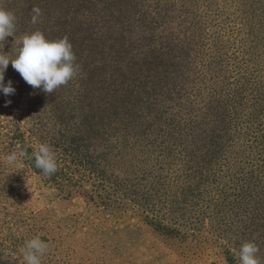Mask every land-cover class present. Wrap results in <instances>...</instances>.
Returning a JSON list of instances; mask_svg holds the SVG:
<instances>
[{"label": "trees", "instance_id": "16d2710c", "mask_svg": "<svg viewBox=\"0 0 264 264\" xmlns=\"http://www.w3.org/2000/svg\"><path fill=\"white\" fill-rule=\"evenodd\" d=\"M0 8L16 16L0 54L14 58L20 38L40 31L67 36L78 66L50 94L11 62L5 72L15 93L0 92V264H26L24 243L35 236L49 244L41 264H130L136 249L143 264L169 255V264H197L212 247L240 264L249 241L264 264V0H0ZM40 143L55 153L54 174L35 167ZM12 151L28 153L22 169L7 164ZM24 173L68 198L81 194L108 226L56 245L60 228L22 194ZM124 212L141 222L129 234L109 225ZM177 238L195 245L175 254L165 240Z\"/></svg>", "mask_w": 264, "mask_h": 264}, {"label": "clouds", "instance_id": "9594fccd", "mask_svg": "<svg viewBox=\"0 0 264 264\" xmlns=\"http://www.w3.org/2000/svg\"><path fill=\"white\" fill-rule=\"evenodd\" d=\"M32 23L35 24L41 14L39 7H33ZM16 16L13 12L0 8V43L7 37H15ZM75 54L68 37L49 40L40 31L24 34L16 49L14 58L0 54V92L5 96L15 93L12 81L5 84V72L11 62L23 80L33 88H40L45 93H52L66 85L76 74ZM10 103V101H8ZM35 167L44 175L54 174L58 169L55 153L47 143H40L31 153ZM28 158L26 151H12L6 156L7 164L22 169V161ZM49 251V244L39 236L24 243L23 259L26 264H41L42 257ZM259 247L254 242L243 243L238 251L240 264H261L258 256Z\"/></svg>", "mask_w": 264, "mask_h": 264}, {"label": "rangeland", "instance_id": "374dc122", "mask_svg": "<svg viewBox=\"0 0 264 264\" xmlns=\"http://www.w3.org/2000/svg\"><path fill=\"white\" fill-rule=\"evenodd\" d=\"M20 188L22 194L30 198L33 209L46 211L50 215L54 227L60 228L56 236V245L64 242L77 231L84 233L93 227L100 229L108 226L104 220L105 216L98 214L96 206L88 202L81 194L74 193L68 198L47 185L38 175L24 173L21 176ZM117 219H110L109 225L119 228L125 234L134 231V228L141 224L139 217L132 212H124L120 222ZM115 221L118 223L116 224ZM139 234L142 237V233ZM147 243L152 244V239L149 238ZM165 243L175 254L188 252L195 245L191 241L178 238L167 239ZM146 256L145 259L143 258L145 261L151 257L148 254ZM202 256L197 264H229L219 247H212ZM141 257L140 252H137L136 249L127 260L130 264H143ZM195 261L188 260L186 262L195 263ZM181 263L183 264V262Z\"/></svg>", "mask_w": 264, "mask_h": 264}, {"label": "crops", "instance_id": "0c3cea01", "mask_svg": "<svg viewBox=\"0 0 264 264\" xmlns=\"http://www.w3.org/2000/svg\"><path fill=\"white\" fill-rule=\"evenodd\" d=\"M173 260H174V257L172 255H169L168 257H165L164 259L158 261L157 264H169Z\"/></svg>", "mask_w": 264, "mask_h": 264}]
</instances>
